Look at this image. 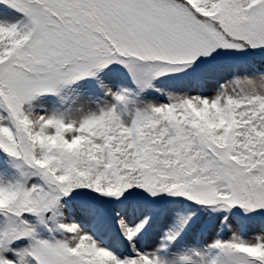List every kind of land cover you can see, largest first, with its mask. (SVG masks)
Here are the masks:
<instances>
[{"label":"snow or ice","instance_id":"6c2138e0","mask_svg":"<svg viewBox=\"0 0 264 264\" xmlns=\"http://www.w3.org/2000/svg\"><path fill=\"white\" fill-rule=\"evenodd\" d=\"M0 264H264V0H0Z\"/></svg>","mask_w":264,"mask_h":264}]
</instances>
